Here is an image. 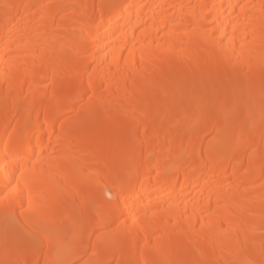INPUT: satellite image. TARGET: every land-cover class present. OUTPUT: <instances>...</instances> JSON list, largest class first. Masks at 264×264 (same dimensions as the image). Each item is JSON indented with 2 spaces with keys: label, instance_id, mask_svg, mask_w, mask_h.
<instances>
[{
  "label": "bare ground",
  "instance_id": "obj_1",
  "mask_svg": "<svg viewBox=\"0 0 264 264\" xmlns=\"http://www.w3.org/2000/svg\"><path fill=\"white\" fill-rule=\"evenodd\" d=\"M263 135L264 0H0V264H264Z\"/></svg>",
  "mask_w": 264,
  "mask_h": 264
},
{
  "label": "rangeland",
  "instance_id": "obj_2",
  "mask_svg": "<svg viewBox=\"0 0 264 264\" xmlns=\"http://www.w3.org/2000/svg\"><path fill=\"white\" fill-rule=\"evenodd\" d=\"M193 73H194V71L192 72V75H191L190 78L195 77L196 74L195 73L193 74ZM243 83L245 84V81L244 80H240L239 81V86H238L239 89H238V91L239 90L241 91L240 86L244 85ZM191 86H192V89L193 90L194 89L196 91H197V89H200L201 90V86L199 88V86L197 84L191 83L190 84V89H191ZM180 94H179V96H180ZM177 99H179V97H177ZM204 110L205 111L206 110L208 111L207 108L204 109ZM195 111L196 110H194V112ZM262 139H264V135H263ZM219 159H220V157L217 156V161ZM229 165L230 164H227L226 166L228 167ZM120 172H123V170H121ZM120 172H119V176L122 174ZM101 198L104 199V200H110L111 199V195L109 193H106V194L102 195ZM120 200L121 199H118L117 202H119ZM74 210L77 211L78 213H80V210L79 209L76 208ZM120 219L121 218H118L119 221H120ZM122 219H121V221H122ZM118 220L116 222H114L112 225H110L109 228H108V230L110 229V231L112 232L113 229L116 228ZM93 223H95V219L94 220H91L88 224L89 225H92ZM126 223L127 222L125 221L124 224H126ZM81 225L82 226H85V225H83L82 222H79V221H77L75 223L74 230L72 232V235L70 236L72 238V242L76 241V239H78L77 237H80L81 234L84 233V231L82 232V228L83 227H81ZM47 226H52L53 227V231L60 233V232H62L64 230L65 223L64 224L62 223V224H55V225L52 224L51 225V222H49L48 220L47 221L44 220V222L43 221H39V222L32 223V226H31V229L30 230H32L33 232L34 231H39L42 228H45ZM23 230H24V227H23L22 223H20L19 220H15V221L9 222L4 229L0 230V235L3 238H6L7 239L9 237H12L14 234L22 233ZM100 232L101 231L94 232L93 237L90 238V242H92L94 240L93 238L99 236ZM131 240L133 241L134 240V237L132 239L130 238V242H132ZM14 244H16V247H18L20 245H23V244H26L28 247H32V248H34L37 244H41L42 245V248H44L43 246L45 244V239H38V238H36L34 236V234H28V236L24 237L21 241H17V243H14ZM71 244H73V246H75L76 243L74 242V243H71ZM13 246H15V245H13ZM89 252H90V247L87 249V253H89ZM80 263H81V260L80 261L73 262L72 264H80Z\"/></svg>",
  "mask_w": 264,
  "mask_h": 264
}]
</instances>
